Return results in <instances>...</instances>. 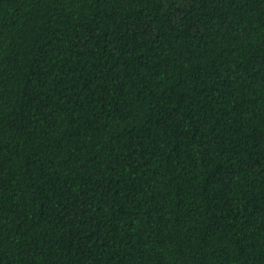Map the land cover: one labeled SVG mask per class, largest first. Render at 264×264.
<instances>
[{
  "label": "trees",
  "instance_id": "1",
  "mask_svg": "<svg viewBox=\"0 0 264 264\" xmlns=\"http://www.w3.org/2000/svg\"><path fill=\"white\" fill-rule=\"evenodd\" d=\"M0 264H264V0H0Z\"/></svg>",
  "mask_w": 264,
  "mask_h": 264
}]
</instances>
